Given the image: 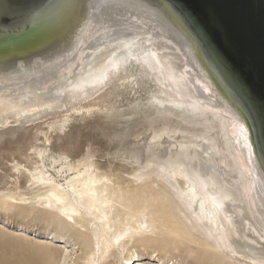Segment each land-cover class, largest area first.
I'll list each match as a JSON object with an SVG mask.
<instances>
[{
	"label": "rangeland",
	"instance_id": "obj_1",
	"mask_svg": "<svg viewBox=\"0 0 264 264\" xmlns=\"http://www.w3.org/2000/svg\"><path fill=\"white\" fill-rule=\"evenodd\" d=\"M147 19L143 21L152 27L150 33L157 44L154 55L159 63L165 67L164 63L173 62L180 71L173 70L170 75L166 70V78L162 75L164 79H160L156 71H149L144 62L135 60V67L121 68L120 79L112 78L111 88L103 92L110 110L107 114L100 111L102 104L84 98L89 103L81 101L78 108L69 105L62 110H47L36 118L16 124L8 121L0 127V135L4 132L0 142V150L4 151L0 152L5 156L0 158V264H264L261 258L238 259L223 252L219 241L184 203L177 183L162 168L180 164L196 181L200 176L197 170H191L184 153H203L209 165L227 173L230 185L214 170L212 179L228 189L235 205H243L246 222L251 225L248 232L257 228L255 217H260L254 211V181L264 195V178L254 160L243 121L193 60L185 44L178 42L156 19ZM97 24L91 23L83 40L93 34ZM82 42L77 54L62 62L42 63L33 58L30 65L32 69L40 67L38 71L16 79L0 77V87L20 81L23 85L11 86H22L25 91L37 89L45 96L53 84L78 69L82 53H87ZM17 62V66L23 65L20 60ZM170 82L176 86L173 95L191 101L194 97L186 93L183 84L196 85V89L190 88L198 97L200 87L210 97H206L210 105L200 99L198 103L217 122L208 117L206 121L169 124L161 117L147 118L143 112L140 115L142 108L132 111L130 103L135 96L138 102H144V97L157 89L168 91L165 85ZM226 117L228 129L224 125ZM8 131L15 132L10 136ZM238 133L250 165L240 181L232 174V169H238L237 162L228 156L231 149H236L230 143V135L236 137ZM160 140L176 143L166 156L154 147ZM200 141V148L191 146ZM136 144L141 148V162L131 164L118 157L120 149L131 150ZM18 149L24 153L20 154ZM17 165L25 170L16 180L20 183L16 190L8 175L10 170L16 171ZM87 171L94 180L99 179L95 202H84L75 192L86 190ZM249 179L250 187L245 191L244 180ZM258 242L264 246V235Z\"/></svg>",
	"mask_w": 264,
	"mask_h": 264
},
{
	"label": "bare ground",
	"instance_id": "obj_2",
	"mask_svg": "<svg viewBox=\"0 0 264 264\" xmlns=\"http://www.w3.org/2000/svg\"><path fill=\"white\" fill-rule=\"evenodd\" d=\"M152 16L155 17L157 22L165 27L178 42L180 41L183 45L185 44L184 48L190 51L193 60L201 66L204 72L208 74L209 79L215 84L220 94L228 100L204 63L189 34L154 0H81L60 36L20 51L0 54V77L21 78L28 75V73H32V71H38V69H40V67H38V69H36V67L32 69L30 63L33 58L39 59L42 63H58L59 61L62 62L65 59L67 60V58L72 56L75 52L77 54L83 37L91 23L98 22L97 26L94 27L93 34H91L88 39L85 37V41L83 40L84 43L82 42L84 44L83 50L87 53L85 56L84 53H82L83 59L80 57L82 62L78 64V69L72 70L71 76L67 79H62V81L53 84L45 96H41L40 93H37V89L25 91L22 86H11L17 84L23 85L19 84L20 81L9 84V87H4L3 89L0 87V127L8 121H11V124H13L12 121H14L16 124L20 123V121L28 120L29 118H36L38 115L40 116L41 112L46 113L47 110H62L69 105L78 108L79 102L83 101L84 98L91 99L93 103L102 104L100 108L102 110H99L107 114L110 110L107 108V98H104L102 95L103 92L106 93L107 89L111 88L109 83L112 82V78L120 79L121 68L135 67L136 64L133 63L135 60L144 62L149 71H156V73L160 75V79L166 78V70H169L168 73H170V75H172L173 70L180 71V68L173 62L166 64L162 61L166 68L163 67L154 55L156 53L157 44L150 33V31L153 33L152 27L143 21L145 18L156 21ZM19 60L20 63H23L22 66H17V61ZM38 65H40V63H38ZM162 75L164 77H162ZM174 75H176V73ZM172 79H176V77H172ZM165 87L168 91L157 89L147 97H144L146 99L141 103L138 102L139 100L135 96L130 103V108H132L133 112L138 108H142L143 111L140 112V115L143 112V114H147V118L161 117L169 124H173L176 121L181 123L190 120L206 121L208 117H211L212 121L217 122L214 115L205 113V110H203V108L200 107V103H198L197 99H200L202 103H208V105H210V101H208L210 97H208L206 93H202L200 87H198V93H200V97H198L193 95L194 93L192 92V89H196V85H194V87L190 85V87H192L191 89L186 84H183L186 93L194 97L192 101L184 97H178V95H173L172 93H174V91H172V89H176L173 82L165 85ZM206 97H208V99H206ZM87 103L89 102L83 101V104ZM212 103H214V101H212ZM227 103L235 111L229 100ZM212 107H214V105H212ZM119 108L121 107L119 106ZM117 110L119 109L117 108ZM224 111H226V109H224ZM136 115H139V112H136ZM226 121H228V117L224 119V125H226V129H228V123H226ZM9 132L10 131H8V134L11 136L15 131L11 132V134ZM3 133L4 132L0 135V142L3 139ZM234 139H236V145H234ZM169 140L170 139L167 141ZM201 142L202 141L191 143V146L200 148L202 146ZM230 143H232V147H236V149H231V152H228V156H231L234 163L236 161L238 165V169L235 168L237 170L232 169V174L234 173L237 181H240L241 174L244 171H248V167H250L248 161H246V155H244V147H242L240 133H238L236 137L230 135ZM175 144V142L172 144L170 142L161 141L156 143L154 147L160 155L166 156L167 152L170 151ZM138 145L139 144H136L131 150L122 151V149H120L121 151H118L120 153L118 157L123 158V160L131 164H138L141 162L142 155L141 148H137ZM238 145H240V147H238ZM251 147L256 165L262 178H264V169L257 160L252 144ZM157 148L159 149L157 150ZM18 150L20 154L24 153L21 149ZM228 150L229 149H227V151ZM3 151L1 152L3 153ZM1 152L0 158H4L5 156L3 157ZM186 152L187 151L184 153V157L186 161L189 162L191 170H197L196 173L198 172L197 175L200 176H198L199 178L197 177L198 180L195 181L193 178L191 179L190 175L186 173L187 170L180 167V164L176 167L174 166V168H172L171 165L170 167H162L166 169V174L177 183L184 203L187 204L188 208L194 210L197 221L205 226L214 239L219 241L223 252L229 254L233 258H261V261L264 262V246H260L258 242L262 235H264V195L260 193L256 181H254V187H256L254 191H256V193L253 195V202L254 211L258 213L260 218L255 217L257 228H254V230L250 229L249 233L248 226L251 225L249 222H246V215L243 214L246 210L244 211L245 208L241 207L243 205H239L240 207L235 205L230 197L228 189L216 183L214 177L212 179V176L215 175H212V171L214 170V173L224 179L226 185H230L231 181L229 183L228 180H226L227 173L222 172L217 167L209 165L208 162L210 161L203 156V153H199L198 150H194L192 153L189 151ZM250 161H252V159H250ZM15 169V172L9 171L8 178L15 182V189L17 190L19 189L20 183L16 180L22 175L21 171L25 169L21 165H17ZM129 170L134 171L133 168H129ZM250 175H252V173H250ZM250 175H248V177H250ZM85 176L88 178L86 190L84 188L82 192L77 190H75V192L77 196L80 197V200L84 202H95L97 199L96 191L100 188V185L96 183L99 179L94 180L88 171L85 173ZM95 178H97V176ZM244 185L243 190L247 191L250 187V179L244 180ZM243 194L244 193H242V195ZM256 195H258V197H256ZM18 200L21 202L22 199ZM64 205L65 204L62 206ZM252 214L254 215V213Z\"/></svg>",
	"mask_w": 264,
	"mask_h": 264
},
{
	"label": "water",
	"instance_id": "obj_3",
	"mask_svg": "<svg viewBox=\"0 0 264 264\" xmlns=\"http://www.w3.org/2000/svg\"><path fill=\"white\" fill-rule=\"evenodd\" d=\"M190 36L264 169V0H154ZM81 0H0V54L61 35Z\"/></svg>",
	"mask_w": 264,
	"mask_h": 264
}]
</instances>
